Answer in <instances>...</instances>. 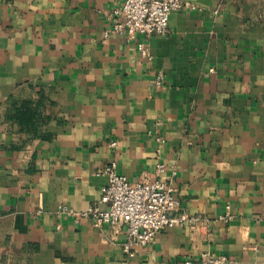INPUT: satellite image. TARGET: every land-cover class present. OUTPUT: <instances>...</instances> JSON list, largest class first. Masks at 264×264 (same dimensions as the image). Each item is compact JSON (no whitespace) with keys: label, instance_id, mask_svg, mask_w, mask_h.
Wrapping results in <instances>:
<instances>
[{"label":"crops","instance_id":"1","mask_svg":"<svg viewBox=\"0 0 264 264\" xmlns=\"http://www.w3.org/2000/svg\"><path fill=\"white\" fill-rule=\"evenodd\" d=\"M123 2L0 0V264H264V0H183L165 35L106 37ZM113 160L133 183L163 164L207 222L125 252L126 223L69 212Z\"/></svg>","mask_w":264,"mask_h":264},{"label":"built area","instance_id":"2","mask_svg":"<svg viewBox=\"0 0 264 264\" xmlns=\"http://www.w3.org/2000/svg\"><path fill=\"white\" fill-rule=\"evenodd\" d=\"M183 7V0H124L111 12L116 20L104 32L106 37L111 35H126L136 38L143 35L147 38L154 35H165L169 32L171 14ZM139 49L147 54L146 45L139 43ZM154 84L163 85L161 76H157ZM117 143L112 142L111 146ZM165 171L163 164H158L156 176L145 182H131L120 174L115 160L111 161L103 170L107 182L102 186V196L98 204L87 210L69 211L77 218H88L95 226L103 224H127V238L123 249L132 254L135 244L151 243L157 233L167 227L185 226L196 229L207 221L199 215L178 211L181 202L174 193V188L162 177ZM66 209V208H64ZM231 207L219 218L231 219ZM226 258L204 252L201 256L202 264H225ZM186 264H191L187 261Z\"/></svg>","mask_w":264,"mask_h":264}]
</instances>
